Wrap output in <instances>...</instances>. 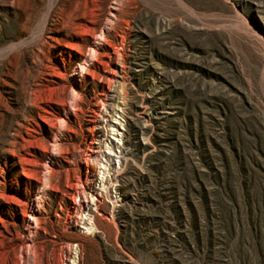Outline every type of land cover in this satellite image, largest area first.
<instances>
[{"label": "rangeland", "instance_id": "374dc122", "mask_svg": "<svg viewBox=\"0 0 264 264\" xmlns=\"http://www.w3.org/2000/svg\"><path fill=\"white\" fill-rule=\"evenodd\" d=\"M0 264H264V0H0Z\"/></svg>", "mask_w": 264, "mask_h": 264}, {"label": "bare ground", "instance_id": "6f19581e", "mask_svg": "<svg viewBox=\"0 0 264 264\" xmlns=\"http://www.w3.org/2000/svg\"><path fill=\"white\" fill-rule=\"evenodd\" d=\"M55 1H56V0H55ZM54 4H55V3L52 4V6H51V8H50V10H49V12H48V15H49L50 12L52 11V8H53Z\"/></svg>", "mask_w": 264, "mask_h": 264}]
</instances>
